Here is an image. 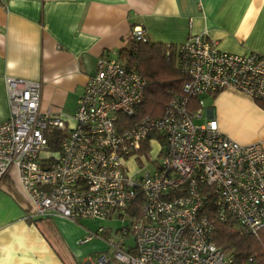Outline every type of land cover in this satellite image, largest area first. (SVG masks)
<instances>
[{
	"label": "built area",
	"instance_id": "2783aa9c",
	"mask_svg": "<svg viewBox=\"0 0 264 264\" xmlns=\"http://www.w3.org/2000/svg\"><path fill=\"white\" fill-rule=\"evenodd\" d=\"M131 37L145 41L144 30L134 28ZM176 54L186 81L157 118L137 116L145 80L113 58L97 60L70 128L40 110V82L4 79L9 115L0 124V182L14 171L30 217L103 221L142 202L140 216L120 230L133 236V246L107 238L112 251L90 264H234L211 240L213 225L203 215L210 201L220 223L234 219L252 235L264 229L261 144L231 140L213 118L193 123L201 117V95L233 90L264 102V55L220 51L206 33L188 37ZM53 132L64 135L55 153L47 140ZM155 135L162 139H149ZM156 141L161 148L153 164L147 152ZM141 157L153 169L129 172L127 165ZM104 231L98 227L87 239Z\"/></svg>",
	"mask_w": 264,
	"mask_h": 264
},
{
	"label": "crops",
	"instance_id": "0c3cea01",
	"mask_svg": "<svg viewBox=\"0 0 264 264\" xmlns=\"http://www.w3.org/2000/svg\"><path fill=\"white\" fill-rule=\"evenodd\" d=\"M136 27L166 47L206 33L220 51L264 55V0H0V124L9 115L4 79L13 77L40 82V110L70 128L97 60H118ZM205 97L211 106L199 119L204 111L231 140L264 149V109L255 101L233 90L201 95L202 104ZM30 209L11 171L0 182V264H90L108 253L104 235L87 239L98 228L33 218Z\"/></svg>",
	"mask_w": 264,
	"mask_h": 264
},
{
	"label": "trees",
	"instance_id": "16d2710c",
	"mask_svg": "<svg viewBox=\"0 0 264 264\" xmlns=\"http://www.w3.org/2000/svg\"><path fill=\"white\" fill-rule=\"evenodd\" d=\"M176 49L177 47L174 46L166 47L151 43L145 36L143 42L136 41L131 37L126 47L117 51L118 60L123 62L128 70L141 75L146 83L143 100L137 112L138 117H160L170 99L181 94L186 78L177 69ZM255 102L264 109V102ZM47 137L50 150L54 153L58 152L64 135L53 132ZM149 139L160 141L162 137L155 135L149 137ZM145 148L146 144L143 150ZM141 203L138 198L130 207L127 214L130 219L140 216ZM203 215L213 225L212 242L218 248L230 254L233 257L234 264H264V229L256 235H252L244 231L234 219L220 223L215 218L211 201L206 205ZM78 221L74 223H78ZM129 227L130 220L122 228L128 230ZM104 240H107L106 237Z\"/></svg>",
	"mask_w": 264,
	"mask_h": 264
},
{
	"label": "rangeland",
	"instance_id": "374dc122",
	"mask_svg": "<svg viewBox=\"0 0 264 264\" xmlns=\"http://www.w3.org/2000/svg\"><path fill=\"white\" fill-rule=\"evenodd\" d=\"M211 106V99L209 97H205L203 98V107L207 108ZM204 110V109H203ZM72 113V112H70ZM205 122V116H204V111H203V118L201 119H194L193 123L195 125H201ZM160 148H161V143L159 141H156L154 143H152L150 150H148L147 155L148 157L154 161L153 164H155V158L158 157V154L160 152ZM151 163H148L146 157H141L138 161H136V164L133 163L132 165L128 164L127 166L130 167L128 168L129 172H132L135 168L140 169L146 166L147 169H153L154 165ZM129 221V217L128 215H124L122 218L121 217H116V215H114L111 219H106L103 221H95V222H91L88 220H84L81 219V223L85 226H87L92 232H95L96 229L98 227H102L104 228V233H102V235H104V238H112L115 241L118 240H123L127 246L131 247L133 246L134 242H133V236L128 232V236H122L120 231H117L119 229H121L122 227H124L126 225V223H128ZM106 233V234H105ZM109 251H112L111 249H109ZM114 264H120L118 262H114Z\"/></svg>",
	"mask_w": 264,
	"mask_h": 264
}]
</instances>
